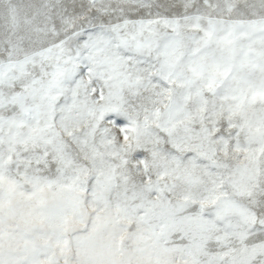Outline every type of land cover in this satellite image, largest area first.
<instances>
[{
    "label": "snow or ice",
    "instance_id": "snow-or-ice-1",
    "mask_svg": "<svg viewBox=\"0 0 264 264\" xmlns=\"http://www.w3.org/2000/svg\"><path fill=\"white\" fill-rule=\"evenodd\" d=\"M0 264H264V0H0Z\"/></svg>",
    "mask_w": 264,
    "mask_h": 264
}]
</instances>
